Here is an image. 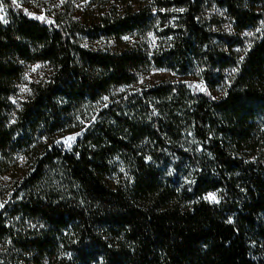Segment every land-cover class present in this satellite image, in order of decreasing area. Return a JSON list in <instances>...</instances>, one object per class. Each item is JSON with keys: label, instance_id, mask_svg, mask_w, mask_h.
I'll use <instances>...</instances> for the list:
<instances>
[{"label": "trees", "instance_id": "trees-1", "mask_svg": "<svg viewBox=\"0 0 264 264\" xmlns=\"http://www.w3.org/2000/svg\"><path fill=\"white\" fill-rule=\"evenodd\" d=\"M6 2L0 183L20 175L0 264H264V30L242 38L264 0H120L87 26ZM35 63L49 75L15 106ZM152 68L181 80L137 87Z\"/></svg>", "mask_w": 264, "mask_h": 264}, {"label": "rangeland", "instance_id": "rangeland-1", "mask_svg": "<svg viewBox=\"0 0 264 264\" xmlns=\"http://www.w3.org/2000/svg\"><path fill=\"white\" fill-rule=\"evenodd\" d=\"M18 6L23 7L40 16H46L49 18H55L63 23L78 22L81 25H90L99 14L106 11V9L112 5L118 4L120 0H14ZM9 18V12L7 8L6 0H0V20L6 21ZM207 19L212 20L213 30H223L224 32H232L233 28L229 21V18L222 10L215 5L211 6L207 11ZM264 30V14L263 18L258 23L257 27L253 30L244 31L242 38L245 45H249L262 31ZM79 42L86 47L100 48L109 47L116 49L119 46V42L114 39L100 38L98 40L89 41L84 37L77 36ZM150 40H154L148 36ZM131 37H124L122 42H132ZM50 68L46 64L35 63L28 64L24 73L20 79L15 83V93L10 97V100L15 106H18L21 101L26 100L31 94V85L46 79L49 75ZM181 80L172 72L165 69L152 68L148 73L139 77L137 87L150 85L159 81ZM215 94H222L223 88L218 86L214 90ZM87 123V120L81 118L75 128H80ZM72 129H67L64 134H68ZM24 163H19V168H25ZM16 168L12 169L2 178L1 192H0V209L9 200L10 194L14 189V181L18 179L19 174H16ZM215 196V193H209L207 199L210 196ZM217 200V197H216Z\"/></svg>", "mask_w": 264, "mask_h": 264}, {"label": "snow or ice", "instance_id": "snow-or-ice-1", "mask_svg": "<svg viewBox=\"0 0 264 264\" xmlns=\"http://www.w3.org/2000/svg\"><path fill=\"white\" fill-rule=\"evenodd\" d=\"M209 199H211L214 202H218V201H216V197L214 195L213 196H210Z\"/></svg>", "mask_w": 264, "mask_h": 264}]
</instances>
